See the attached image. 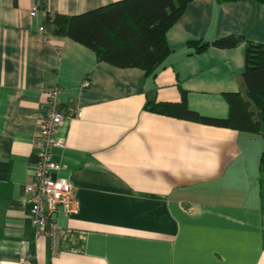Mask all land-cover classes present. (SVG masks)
Returning a JSON list of instances; mask_svg holds the SVG:
<instances>
[{
  "label": "crops",
  "instance_id": "1",
  "mask_svg": "<svg viewBox=\"0 0 264 264\" xmlns=\"http://www.w3.org/2000/svg\"><path fill=\"white\" fill-rule=\"evenodd\" d=\"M114 1L0 0V264H264L263 133L144 108L151 91L174 103L184 91L191 111L227 117L223 94L242 90L245 45L194 52L188 43L229 34L264 42V4L192 0L150 76L53 32L48 16ZM54 87L68 115L55 135L64 141L53 151L56 175L77 203L54 215L63 229L56 254L35 233L26 189Z\"/></svg>",
  "mask_w": 264,
  "mask_h": 264
},
{
  "label": "trees",
  "instance_id": "2",
  "mask_svg": "<svg viewBox=\"0 0 264 264\" xmlns=\"http://www.w3.org/2000/svg\"><path fill=\"white\" fill-rule=\"evenodd\" d=\"M192 0H118L75 15L48 16L55 35L68 37L88 48L99 61L117 67H137L155 76L169 54L165 33ZM222 2L224 0H216ZM264 4V0H254ZM245 45L242 90L223 94L228 104L225 118L205 117L191 111L182 91L180 102H157L147 94L144 108L151 112L203 124L264 135V42H251L240 34H229L212 42L191 41L201 52L209 45L233 48ZM264 169V148L260 157Z\"/></svg>",
  "mask_w": 264,
  "mask_h": 264
},
{
  "label": "built area",
  "instance_id": "3",
  "mask_svg": "<svg viewBox=\"0 0 264 264\" xmlns=\"http://www.w3.org/2000/svg\"><path fill=\"white\" fill-rule=\"evenodd\" d=\"M37 7L30 10V15L35 16ZM42 30V27H40ZM60 89L54 87L47 91L48 108L39 123L36 139L37 161L33 170V177L26 185L30 192V218L35 228V233L45 234L50 239L51 251L58 253L59 236L63 232L54 215L58 212L72 213L77 207L73 196L72 183L65 177L57 176L61 168L60 163L54 158L53 151L63 148L64 141L56 138V132L68 115L56 109L59 101ZM80 112H77L79 115ZM19 264H32L31 261H22Z\"/></svg>",
  "mask_w": 264,
  "mask_h": 264
}]
</instances>
